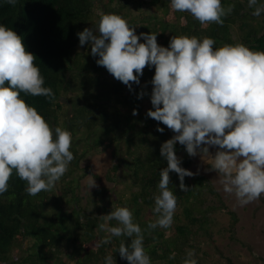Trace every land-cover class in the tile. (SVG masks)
Here are the masks:
<instances>
[{"label": "trees", "instance_id": "trees-1", "mask_svg": "<svg viewBox=\"0 0 264 264\" xmlns=\"http://www.w3.org/2000/svg\"><path fill=\"white\" fill-rule=\"evenodd\" d=\"M230 5L234 9L222 17V25H202L187 12L171 10L169 0H18L15 6L0 0V24L22 37L26 50L37 58L34 63L45 79L44 86L55 94L49 99L21 93L22 98L53 128L71 131L73 139L84 130L97 136L91 147L72 142L75 158L50 191L29 195L27 182L13 171L8 191L0 195V264H104L106 256L115 258L116 264H128L118 249L121 241L127 245L131 238L111 237L103 243L110 234L99 229L104 223L99 217L122 206L132 210L134 221L144 230V246L152 264H182L188 249H195L199 264L208 261L210 255L204 248L214 243L211 215L229 216L231 230L240 217L205 175L185 177L188 190L182 191L177 174L170 173V187L178 197L173 224L167 229H147L155 221L152 208L159 170L167 167L160 146L174 135L146 117L149 96L137 99L154 69L146 67L141 85H133L130 93L104 67L97 66L98 57L81 49L77 33L95 29L101 13H116L140 33L159 34L157 42L165 47L173 35H188L209 36L216 41L214 47L242 42L253 51H264V14L254 17L248 0H222L225 9ZM132 8L139 15L130 13ZM141 9L149 11L141 14ZM144 90L150 94L151 85ZM134 109L139 113L136 116ZM157 126L164 127V133L156 131ZM98 149L110 153L106 178L118 182L123 191L108 202L102 191L97 192L95 201L84 203L77 174L81 163ZM176 149L181 166L190 170L193 157L182 145ZM86 174L101 180L91 170ZM209 197L217 204L210 203ZM109 224L116 226L117 221ZM20 246L25 252L17 259L14 252ZM172 253L175 258L169 259Z\"/></svg>", "mask_w": 264, "mask_h": 264}, {"label": "clouds", "instance_id": "clouds-1", "mask_svg": "<svg viewBox=\"0 0 264 264\" xmlns=\"http://www.w3.org/2000/svg\"><path fill=\"white\" fill-rule=\"evenodd\" d=\"M15 6L18 0H4ZM174 12H187L202 25L223 24L230 14L222 0H169ZM252 15L264 14L261 0H248ZM183 20L184 18L181 17ZM159 34H136V28L116 13H101L95 29L78 32L79 46L90 45L97 66L104 67L117 81L134 92L140 86L144 69H154L151 80L137 94L149 96L151 108L146 117L171 130L172 138L160 146L167 167L159 170L158 194L152 212L155 221L147 229L170 228L178 197L170 187V173H176L180 189L187 191L185 177L194 174L183 168L176 154L182 145L190 157H209L212 171L220 175L223 191L234 194L239 206L249 205L264 195V51H253L244 43L214 47L209 37L173 35L168 45L157 42ZM143 41V42H140ZM23 39L12 28L0 24V195L8 191L9 179L16 175L27 182L26 192L35 196L50 191L69 170L74 154L72 132L53 128L21 93L53 99L51 87L34 63ZM151 85L150 94L144 89ZM136 109L132 115H138ZM164 133L165 128L157 126ZM214 148V155L209 149ZM88 190L97 188L94 175L86 176ZM99 229L121 241L120 258L128 264H152L144 246L143 231L126 206L107 215ZM117 221L111 226L110 221ZM172 253L169 259H174ZM104 264H116L106 256ZM182 264H199L195 249L186 250Z\"/></svg>", "mask_w": 264, "mask_h": 264}, {"label": "rangeland", "instance_id": "rangeland-1", "mask_svg": "<svg viewBox=\"0 0 264 264\" xmlns=\"http://www.w3.org/2000/svg\"><path fill=\"white\" fill-rule=\"evenodd\" d=\"M148 11L141 9V14H146ZM130 13L139 15L138 10L135 12L133 8L130 10ZM136 34H140V31L137 29ZM81 49L89 52L90 45L86 44ZM150 105V101L145 102L144 107L146 112L149 110ZM96 137V135H89L84 130L72 142L83 148L91 147L94 145ZM209 151L214 155V148H210ZM110 162V153L98 149L87 160L81 163V170L77 174V177L80 181L81 196L85 199L84 203H87L88 200H94L97 192L102 191L105 202H108L110 197H115L116 194L123 191V187L118 186V182L108 181L106 178ZM88 170L93 171L97 176L101 177V180L94 177L98 185L97 188L88 190L85 182L86 176L89 175L86 174ZM189 171L194 174L193 176L205 175L211 184L221 193L227 205L240 217L238 226L231 230L229 216L220 212L211 215V231L214 243L204 248L210 255L208 261L204 264H264V195L249 205L239 206L234 194H228L223 191V185L219 182L220 175L212 171L209 157L206 155L202 158L200 155L193 157V165ZM119 176H122V172H119ZM209 200L210 203L217 204V201L213 197H209ZM24 252L25 248L20 246L15 250L14 257L19 259L23 256ZM229 259L231 263H229Z\"/></svg>", "mask_w": 264, "mask_h": 264}]
</instances>
